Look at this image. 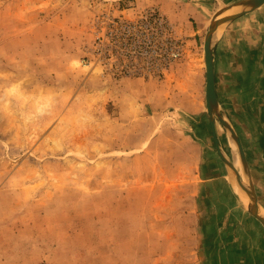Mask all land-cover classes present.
<instances>
[{"label": "rangeland", "instance_id": "1", "mask_svg": "<svg viewBox=\"0 0 264 264\" xmlns=\"http://www.w3.org/2000/svg\"><path fill=\"white\" fill-rule=\"evenodd\" d=\"M203 4L0 0V264H197Z\"/></svg>", "mask_w": 264, "mask_h": 264}, {"label": "crops", "instance_id": "2", "mask_svg": "<svg viewBox=\"0 0 264 264\" xmlns=\"http://www.w3.org/2000/svg\"><path fill=\"white\" fill-rule=\"evenodd\" d=\"M215 1L210 12L205 4L195 10L199 23L186 25L184 35L199 34L216 11L245 0ZM212 69L217 112L226 126L219 121L223 141L216 133L213 147L204 143L198 159L197 264H264V225L237 181L252 189L264 217V3L218 27Z\"/></svg>", "mask_w": 264, "mask_h": 264}, {"label": "water", "instance_id": "3", "mask_svg": "<svg viewBox=\"0 0 264 264\" xmlns=\"http://www.w3.org/2000/svg\"><path fill=\"white\" fill-rule=\"evenodd\" d=\"M264 3V0H245L238 4L223 7L216 11V13L212 16L208 29L205 33L203 50H204V64L206 71V83H205V102H206V111L210 120L211 127L213 129L214 119L217 118L223 125L226 126L225 122L219 116L217 112V104L214 92V80H213V69H212V43L214 39V35L218 29V27L236 17L250 12L260 5ZM232 11V12H231ZM222 16V17H220ZM239 154L243 163V157L240 148ZM221 158L233 169L234 167L230 164L221 154ZM238 184L242 192L248 196L250 199L249 209L250 212L264 225V217L260 215L258 211L257 202L254 196V193L250 187H248L245 183H243L239 178H237Z\"/></svg>", "mask_w": 264, "mask_h": 264}, {"label": "bare ground", "instance_id": "4", "mask_svg": "<svg viewBox=\"0 0 264 264\" xmlns=\"http://www.w3.org/2000/svg\"><path fill=\"white\" fill-rule=\"evenodd\" d=\"M220 17H222V16H220ZM241 177H242V176H241ZM235 188L237 189V191H239V189H238L239 187H238V186L235 185ZM240 190H241V189H240ZM241 191H242V190H241ZM241 191H239V193H240V194L242 195V197L244 198L245 203L248 204V203H249V198H248V196H244V195L242 194L243 192L241 193Z\"/></svg>", "mask_w": 264, "mask_h": 264}]
</instances>
